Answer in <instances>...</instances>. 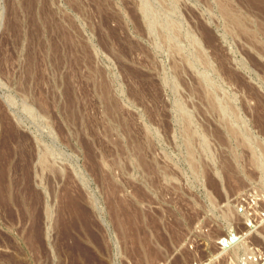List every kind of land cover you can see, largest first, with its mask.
<instances>
[{"label":"rangeland","instance_id":"rangeland-1","mask_svg":"<svg viewBox=\"0 0 264 264\" xmlns=\"http://www.w3.org/2000/svg\"><path fill=\"white\" fill-rule=\"evenodd\" d=\"M0 264H264V0H0Z\"/></svg>","mask_w":264,"mask_h":264},{"label":"bare ground","instance_id":"bare-ground-1","mask_svg":"<svg viewBox=\"0 0 264 264\" xmlns=\"http://www.w3.org/2000/svg\"><path fill=\"white\" fill-rule=\"evenodd\" d=\"M235 19H236V18H235ZM240 27H241V26H240ZM8 129H9V128H8ZM10 129H11V128H10ZM12 130H13V129H12ZM12 130H10V131H12ZM10 134H11V133H10ZM12 134H14V133H12ZM7 147H8V146H7ZM7 147H6V148H7ZM4 150H6V149H4ZM5 152H6V151H5ZM4 154H5V153H4ZM70 200H71V199H70ZM73 206H74V205H73ZM71 207H72V206H71ZM75 207H76V206H75ZM69 209H70V208H69ZM69 209H68V210H69ZM75 209H76V208H75ZM75 209H74V210H75ZM66 210H67V209H66ZM76 210H77V209H76ZM81 211H82V210H81ZM78 212H79V211H78ZM65 213H66V212H65ZM75 213H76V212H75ZM79 213H80V212H79ZM83 213H84V211H83ZM68 214H70V213L68 212ZM70 215H71V214H70ZM73 215H74V214H73ZM64 216H65V215H64ZM79 216H80V215H79ZM71 217H72V215H71ZM75 218H76V216H75ZM84 218H85V217H84ZM68 222H69V221H68ZM68 225H69V224H68ZM68 229H69V228H68ZM67 232H68V231H67Z\"/></svg>","mask_w":264,"mask_h":264}]
</instances>
